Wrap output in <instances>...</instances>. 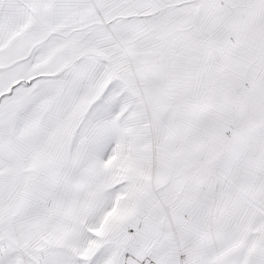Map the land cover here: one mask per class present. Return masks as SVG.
Returning <instances> with one entry per match:
<instances>
[{
    "label": "snow or ice",
    "instance_id": "6c2138e0",
    "mask_svg": "<svg viewBox=\"0 0 264 264\" xmlns=\"http://www.w3.org/2000/svg\"><path fill=\"white\" fill-rule=\"evenodd\" d=\"M0 264H264V0H0Z\"/></svg>",
    "mask_w": 264,
    "mask_h": 264
}]
</instances>
